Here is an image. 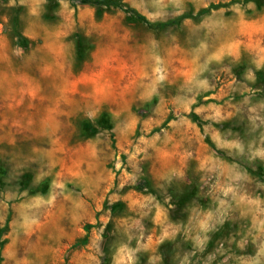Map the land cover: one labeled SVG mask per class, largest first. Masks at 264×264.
I'll list each match as a JSON object with an SVG mask.
<instances>
[{"label": "rangeland", "instance_id": "1", "mask_svg": "<svg viewBox=\"0 0 264 264\" xmlns=\"http://www.w3.org/2000/svg\"><path fill=\"white\" fill-rule=\"evenodd\" d=\"M97 1L0 0V264H264V0Z\"/></svg>", "mask_w": 264, "mask_h": 264}, {"label": "trees", "instance_id": "2", "mask_svg": "<svg viewBox=\"0 0 264 264\" xmlns=\"http://www.w3.org/2000/svg\"><path fill=\"white\" fill-rule=\"evenodd\" d=\"M49 1L55 2V1H62V0H49ZM76 1H88V0H76ZM249 1L258 2L260 0H249ZM97 2H99L101 4H104V5H107V4H115L111 0H98ZM125 11L128 12V13H130L133 17H135L139 21H142V22H145V23L149 24V22L147 21V19L143 15H141L140 13H138L135 9L127 8V9H125ZM160 26H165V24L158 25V27H160Z\"/></svg>", "mask_w": 264, "mask_h": 264}]
</instances>
